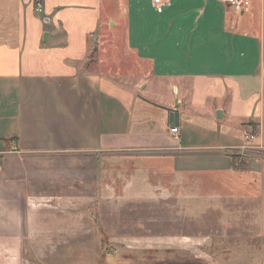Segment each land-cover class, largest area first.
Instances as JSON below:
<instances>
[{
	"label": "crops",
	"instance_id": "1",
	"mask_svg": "<svg viewBox=\"0 0 264 264\" xmlns=\"http://www.w3.org/2000/svg\"><path fill=\"white\" fill-rule=\"evenodd\" d=\"M248 1L0 0V264L34 199L96 180L109 152L214 178L264 237V157L246 151L264 150V0Z\"/></svg>",
	"mask_w": 264,
	"mask_h": 264
},
{
	"label": "rangeland",
	"instance_id": "2",
	"mask_svg": "<svg viewBox=\"0 0 264 264\" xmlns=\"http://www.w3.org/2000/svg\"><path fill=\"white\" fill-rule=\"evenodd\" d=\"M146 155L106 153L96 180L38 195L31 235L11 263L264 264V237L241 234L224 187L206 175L171 177Z\"/></svg>",
	"mask_w": 264,
	"mask_h": 264
},
{
	"label": "built area",
	"instance_id": "3",
	"mask_svg": "<svg viewBox=\"0 0 264 264\" xmlns=\"http://www.w3.org/2000/svg\"><path fill=\"white\" fill-rule=\"evenodd\" d=\"M157 3H160L161 0H155ZM228 5L231 6L232 10L235 13H244L246 10L250 8V2L248 0H221ZM43 6L40 1L36 2V12L41 13ZM171 134H173L176 138L179 134V129L177 127H174L170 130Z\"/></svg>",
	"mask_w": 264,
	"mask_h": 264
},
{
	"label": "trees",
	"instance_id": "4",
	"mask_svg": "<svg viewBox=\"0 0 264 264\" xmlns=\"http://www.w3.org/2000/svg\"><path fill=\"white\" fill-rule=\"evenodd\" d=\"M237 162H238V159H236V161H234L235 168H237V169H243L244 166H245V163L244 162L237 163Z\"/></svg>",
	"mask_w": 264,
	"mask_h": 264
}]
</instances>
